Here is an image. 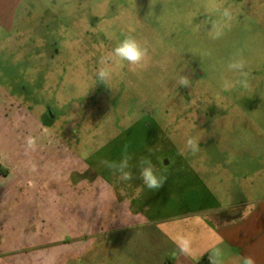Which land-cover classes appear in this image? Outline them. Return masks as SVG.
I'll use <instances>...</instances> for the list:
<instances>
[{
	"label": "rangeland",
	"instance_id": "obj_1",
	"mask_svg": "<svg viewBox=\"0 0 264 264\" xmlns=\"http://www.w3.org/2000/svg\"><path fill=\"white\" fill-rule=\"evenodd\" d=\"M129 36L147 50L143 66L113 55ZM236 60L242 71L228 69ZM125 145L133 176L141 156L171 162L155 170V202L170 213L264 210V0L21 1L0 26L2 181L117 178L102 161Z\"/></svg>",
	"mask_w": 264,
	"mask_h": 264
},
{
	"label": "crops",
	"instance_id": "obj_2",
	"mask_svg": "<svg viewBox=\"0 0 264 264\" xmlns=\"http://www.w3.org/2000/svg\"><path fill=\"white\" fill-rule=\"evenodd\" d=\"M21 1L0 0V26H12ZM52 147L44 153L56 160ZM152 164L157 171L172 167ZM133 177H40L32 186L0 177V264H246L248 258L264 264L263 209L240 217L208 207L170 213L165 202H155L157 190ZM64 215L72 224L57 225ZM28 216L34 221L23 223ZM89 216L97 219L89 222Z\"/></svg>",
	"mask_w": 264,
	"mask_h": 264
},
{
	"label": "clouds",
	"instance_id": "obj_3",
	"mask_svg": "<svg viewBox=\"0 0 264 264\" xmlns=\"http://www.w3.org/2000/svg\"><path fill=\"white\" fill-rule=\"evenodd\" d=\"M223 15L228 19L231 18V14L227 9L224 10ZM219 35L220 33H217V36ZM113 55L119 58V60L121 61L128 62V64L131 66H143V62L146 60L147 57V50L143 48L136 39L129 36L125 37L122 41H120L119 44L113 49ZM244 66L245 65L243 60H236L228 64V69L230 71H242ZM96 75L98 80L106 83L111 76V72L105 67L101 66L97 69ZM178 83L181 87H188L190 82L187 78L181 77ZM224 87L227 89L229 85L225 83ZM27 145L29 147H32L34 145V141L32 140V138H28ZM185 146L193 153H196L200 150L199 141L192 137H189L186 140ZM131 160L132 156L128 152V146L125 145L121 154V159L118 162L105 160L102 161V163L114 175L118 174L120 179L124 181H129L134 178L132 172L130 171ZM136 166L139 169V178L143 181V184L148 189L159 190L164 185L165 178L156 174L151 159H149L148 157L141 156L139 157ZM186 245V240H180L178 242V246L181 248V251H187ZM246 264H255V262L251 258H248L246 260Z\"/></svg>",
	"mask_w": 264,
	"mask_h": 264
},
{
	"label": "trees",
	"instance_id": "obj_4",
	"mask_svg": "<svg viewBox=\"0 0 264 264\" xmlns=\"http://www.w3.org/2000/svg\"><path fill=\"white\" fill-rule=\"evenodd\" d=\"M204 263V260H202L201 262H200V264H203Z\"/></svg>",
	"mask_w": 264,
	"mask_h": 264
}]
</instances>
